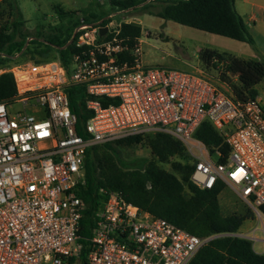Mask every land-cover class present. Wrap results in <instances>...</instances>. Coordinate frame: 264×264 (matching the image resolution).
I'll return each mask as SVG.
<instances>
[{"label": "built area", "instance_id": "2783aa9c", "mask_svg": "<svg viewBox=\"0 0 264 264\" xmlns=\"http://www.w3.org/2000/svg\"><path fill=\"white\" fill-rule=\"evenodd\" d=\"M107 19V24L81 19L72 43L76 51L67 64L36 54L28 38L22 51L0 67V75L11 73L16 84L13 101L0 102V264H75L71 259L80 250L85 209L78 191L86 183L87 152L132 135H171L193 160L191 183L199 189L223 183L264 220L259 95L237 99L230 89L237 77L225 57L212 61L217 80L202 68L146 66L142 43L148 32L130 45L120 37L122 24L114 15ZM74 85L85 89L91 112L86 137L77 133L70 108L67 91ZM204 121L229 146L226 163L219 162L218 149L211 154L195 139ZM227 235L200 238L113 192L98 213L87 264H189L208 242Z\"/></svg>", "mask_w": 264, "mask_h": 264}, {"label": "trees", "instance_id": "16d2710c", "mask_svg": "<svg viewBox=\"0 0 264 264\" xmlns=\"http://www.w3.org/2000/svg\"><path fill=\"white\" fill-rule=\"evenodd\" d=\"M3 1L0 0V67L8 65L22 51L28 38H33L36 54L51 59L49 53L53 49L57 52L55 57H59L64 64L68 63L70 55L76 51L75 44L64 47L81 20H70L72 25L67 29L63 26L54 27L48 36H43L41 32L30 35L16 1L9 4V19L6 25L2 24ZM146 1L148 0H110V4L122 10H132ZM150 3L140 8L166 21L254 45L253 37L236 10L235 0H151ZM108 17L106 15L91 21L84 18V22L92 24L104 21L103 24H107L110 20ZM65 34L68 38L64 40ZM141 34L142 28L139 25H121L120 37L130 45L140 38ZM214 57H225L229 61L228 69L237 77L240 87L235 91L237 99L245 101L258 97L256 86L264 81V58L247 60L204 48L199 53L203 70L212 69ZM67 93L71 111L77 116V133L86 137L85 124L91 117V112L85 106V89L74 85L69 87ZM15 95L16 84L13 75L1 74L0 102L10 104ZM101 103L104 106L109 104L106 100H101ZM194 137L205 144L211 154L218 149L222 155L219 162H227L229 146L209 121L200 125ZM142 142H147L154 159L124 161L121 158L118 145L132 146ZM191 160L185 146L166 133L132 135L116 142L92 146L85 160L86 183L78 191L85 205L77 239L80 250L77 256L71 259V263L78 261L79 264H87L98 213L108 195L116 192L142 210L166 219L200 238L228 234L208 242L189 264H264V255L254 250L253 242L235 235L248 217L223 214L219 201L225 189L223 183H218L212 189H199L191 183L190 178L194 170ZM172 161L173 171L160 166ZM260 210L264 214V206Z\"/></svg>", "mask_w": 264, "mask_h": 264}, {"label": "rangeland", "instance_id": "374dc122", "mask_svg": "<svg viewBox=\"0 0 264 264\" xmlns=\"http://www.w3.org/2000/svg\"><path fill=\"white\" fill-rule=\"evenodd\" d=\"M14 1L16 0H4L1 3L3 25H6L9 19V4ZM17 2L24 19L27 21L26 28L30 31V35L41 32L43 36H48L54 27L63 26L66 29L69 28L72 25L70 20L76 22L77 20L86 18V20L91 21L106 15H114V21L118 24L132 23L139 25L143 32H148V36H143L142 49L143 62L149 67H161L186 72L202 68L197 52L199 46L211 47L220 51L245 56L242 46L246 45L244 42L182 26L173 21H166L150 15L148 10L140 8L142 5L151 4V0L144 2L140 7L132 10H122L112 7L110 0H17ZM242 2L235 0V6L239 9ZM66 38H68L67 34L63 36L64 40ZM35 47L36 45H32L33 49ZM39 47L43 46L39 45ZM56 54V50L52 49L49 56L54 58ZM20 60H23V58ZM205 71L212 79H218L213 69L210 68ZM230 89L234 93L239 90L238 82L231 81ZM256 89L259 98L264 103V81L257 85ZM117 149L124 161L141 158L154 159L147 142L132 146L121 144L117 146ZM173 163L174 161L163 163L160 166L168 171H173ZM192 163L193 160H191ZM219 201L224 215L236 214L247 216L248 219H256V223L261 224V218L241 201L233 190L225 188L220 195ZM248 223L246 222V224ZM261 234L264 236V233ZM256 250L264 252L263 244L258 245ZM75 264H79L78 261Z\"/></svg>", "mask_w": 264, "mask_h": 264}, {"label": "crops", "instance_id": "0c3cea01", "mask_svg": "<svg viewBox=\"0 0 264 264\" xmlns=\"http://www.w3.org/2000/svg\"><path fill=\"white\" fill-rule=\"evenodd\" d=\"M236 10L239 13V15L242 17L245 23L246 29L251 34L254 40L253 46L247 43L246 45H242L244 48L243 51L245 53V56H241L239 54L231 53L227 51H220L218 49H214L211 47H204V46H199L197 48L198 54L200 53L202 49L208 48L211 50H216L218 52H226L236 57L247 59V60L264 58V0H244L241 3L240 8L238 9L236 7ZM26 22L27 21L25 20V27H26ZM246 222H249V223L246 224ZM263 229H264V220L261 219V224H258L256 223V219L255 220L247 219L239 230V233L241 235L243 236L245 235L247 239H250L253 242V248L259 254L264 253L263 251L256 250V247L258 245L263 244L264 246V241H263L264 236H262L261 234V233H264Z\"/></svg>", "mask_w": 264, "mask_h": 264}, {"label": "water", "instance_id": "95a60500", "mask_svg": "<svg viewBox=\"0 0 264 264\" xmlns=\"http://www.w3.org/2000/svg\"><path fill=\"white\" fill-rule=\"evenodd\" d=\"M106 31H107V28L106 27L102 28L100 30L101 35L104 34ZM74 37H75V32H74L72 38L70 39V41L67 43V45L64 48H67L69 45H71L73 43Z\"/></svg>", "mask_w": 264, "mask_h": 264}]
</instances>
